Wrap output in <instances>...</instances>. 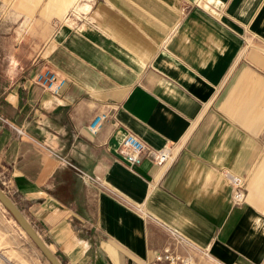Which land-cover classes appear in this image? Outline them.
<instances>
[{
  "label": "crops",
  "instance_id": "1",
  "mask_svg": "<svg viewBox=\"0 0 264 264\" xmlns=\"http://www.w3.org/2000/svg\"><path fill=\"white\" fill-rule=\"evenodd\" d=\"M127 132L179 151L129 168ZM1 182L61 264H264V0H0Z\"/></svg>",
  "mask_w": 264,
  "mask_h": 264
},
{
  "label": "built area",
  "instance_id": "2",
  "mask_svg": "<svg viewBox=\"0 0 264 264\" xmlns=\"http://www.w3.org/2000/svg\"><path fill=\"white\" fill-rule=\"evenodd\" d=\"M35 84L40 85L45 90L58 94L66 83V77L59 72L44 68L43 71L39 70L32 78ZM108 115L105 112L96 114L88 123L87 129L91 133H96L102 126L103 120ZM119 153L122 156L124 162L129 168L139 164L144 156L148 157L151 162L157 166H168L176 157L179 151L177 144L165 145L159 149H152L146 146L140 139L134 134L127 132L122 138L119 145ZM230 187L231 197L234 204L238 205L244 202V185L245 179L231 172L225 173ZM3 186L4 183L1 182ZM172 239L175 245L181 244L188 248L187 253H180L174 251L170 247L164 248V250L157 254L155 260L149 264H202L199 258H203L208 262H212L213 259L209 254L207 248H197L193 244L187 241L183 236L170 231Z\"/></svg>",
  "mask_w": 264,
  "mask_h": 264
},
{
  "label": "rangeland",
  "instance_id": "3",
  "mask_svg": "<svg viewBox=\"0 0 264 264\" xmlns=\"http://www.w3.org/2000/svg\"><path fill=\"white\" fill-rule=\"evenodd\" d=\"M75 11L72 10V12ZM24 39L22 37V40ZM0 188L12 200L7 187L0 184ZM0 264H50L1 203Z\"/></svg>",
  "mask_w": 264,
  "mask_h": 264
},
{
  "label": "water",
  "instance_id": "4",
  "mask_svg": "<svg viewBox=\"0 0 264 264\" xmlns=\"http://www.w3.org/2000/svg\"><path fill=\"white\" fill-rule=\"evenodd\" d=\"M0 203L13 216L25 234L32 240L35 246L42 252L50 264H61L54 253L49 249L32 225L16 207L10 197L0 188Z\"/></svg>",
  "mask_w": 264,
  "mask_h": 264
}]
</instances>
